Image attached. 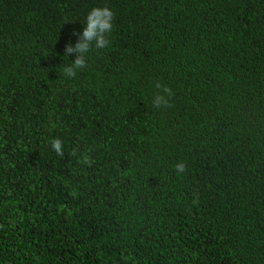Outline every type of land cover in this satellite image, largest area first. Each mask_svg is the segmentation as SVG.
Instances as JSON below:
<instances>
[{
  "label": "trees",
  "instance_id": "16d2710c",
  "mask_svg": "<svg viewBox=\"0 0 264 264\" xmlns=\"http://www.w3.org/2000/svg\"><path fill=\"white\" fill-rule=\"evenodd\" d=\"M0 264H264V0H0Z\"/></svg>",
  "mask_w": 264,
  "mask_h": 264
},
{
  "label": "clouds",
  "instance_id": "9594fccd",
  "mask_svg": "<svg viewBox=\"0 0 264 264\" xmlns=\"http://www.w3.org/2000/svg\"><path fill=\"white\" fill-rule=\"evenodd\" d=\"M114 15V10L107 6L93 7L88 11L85 18V26L80 34V40L74 46L67 45L65 47V53L75 52L78 54L73 62L74 68H82L85 65V61L82 58L83 54L89 51L93 42H95V47L98 49L105 48L109 45L108 34L113 30ZM65 71L69 75H75V72L71 68L65 69ZM164 91L171 95V89L166 87ZM160 99V97L157 98V107H159ZM51 146L58 156L63 155L60 139L56 138L52 140ZM83 162L88 164L90 160L85 156ZM175 169L178 174L185 172L184 162L177 163Z\"/></svg>",
  "mask_w": 264,
  "mask_h": 264
}]
</instances>
